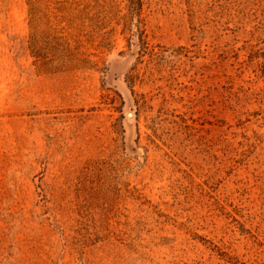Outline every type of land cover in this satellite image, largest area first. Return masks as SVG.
I'll use <instances>...</instances> for the list:
<instances>
[{
    "label": "rangeland",
    "instance_id": "374dc122",
    "mask_svg": "<svg viewBox=\"0 0 264 264\" xmlns=\"http://www.w3.org/2000/svg\"><path fill=\"white\" fill-rule=\"evenodd\" d=\"M141 1L0 0V264H264V0Z\"/></svg>",
    "mask_w": 264,
    "mask_h": 264
},
{
    "label": "trees",
    "instance_id": "16d2710c",
    "mask_svg": "<svg viewBox=\"0 0 264 264\" xmlns=\"http://www.w3.org/2000/svg\"><path fill=\"white\" fill-rule=\"evenodd\" d=\"M127 2H128V9H129V15H130V19L126 24L127 30L130 33L131 42L133 41L132 45L137 46V43L139 45L142 42V32H141V29L139 28V18H140V13L142 9V1L141 0H127ZM27 5L29 7L28 13H29V21H30L31 30L38 31L40 29L41 20L46 17L42 15L43 14L42 12L40 14V10L43 5L40 2V0H27ZM260 57L264 58L263 54H261ZM262 73L264 77V63H263Z\"/></svg>",
    "mask_w": 264,
    "mask_h": 264
}]
</instances>
